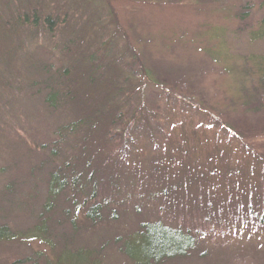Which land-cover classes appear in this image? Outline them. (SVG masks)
<instances>
[{"label":"rangeland","instance_id":"rangeland-1","mask_svg":"<svg viewBox=\"0 0 264 264\" xmlns=\"http://www.w3.org/2000/svg\"><path fill=\"white\" fill-rule=\"evenodd\" d=\"M64 91L131 127L83 130ZM71 157L90 162L95 198H51ZM263 211L264 0H0V264H147L120 246L158 221L196 235L161 264H264Z\"/></svg>","mask_w":264,"mask_h":264},{"label":"trees","instance_id":"trees-1","mask_svg":"<svg viewBox=\"0 0 264 264\" xmlns=\"http://www.w3.org/2000/svg\"><path fill=\"white\" fill-rule=\"evenodd\" d=\"M19 18V17H18ZM17 18V19H18ZM16 19V20H17ZM24 24L28 23V17L27 15H24L22 20ZM36 22V21H35ZM48 25L50 24V20L47 21ZM8 24V23H7ZM7 26V25H6ZM34 26V25H33ZM106 45H103L101 48L105 49ZM107 48V47H106ZM92 64V62L90 63ZM91 66V65H90ZM111 66V64H110ZM105 69V68H103ZM67 73V72H66ZM90 82H94L91 77L89 78ZM46 98L45 103L49 105V107L53 108L55 103L58 102V93L56 90H51ZM76 94H72L71 92H63V95L60 97V100L63 102L69 103L73 109H75L74 113H78L80 116L77 120L78 122L83 125V130L86 127H93L96 126V124H102L104 125L105 121H109L107 130L111 129V127L120 126V130L125 132L131 127V120L128 118H131V116H126V113L119 110V106L111 107L110 110H108V116H105L104 113L101 111L100 107H103L104 105L99 103L98 100H95V103H88L86 102L83 104V106L79 105V101L76 100L77 96ZM86 94L83 95V99L85 98ZM120 104V103H119ZM101 105V106H100ZM107 105V103H106ZM104 119L101 121V119ZM88 118L91 120L89 121ZM211 121L214 120L212 117H208ZM85 121H87L85 123ZM141 124L138 123L137 126ZM88 125V126H87ZM107 125V124H106ZM104 125L103 128L106 126ZM221 125V126H220ZM220 127H223L224 130L229 129L231 127L224 126L223 124H220ZM75 127V126H73ZM152 135V130H148ZM160 132V131H159ZM136 130H132V134H136ZM131 142V141H129ZM126 141V139H123V136H121L120 143L115 144L113 148L111 147V150H109V153H113L116 155L115 157L111 158V162H115L122 158H127L129 155V147ZM115 149V150H113ZM112 153V154H113ZM119 158V159H118ZM124 161V160H123ZM124 166L119 167L118 169L122 168ZM95 172L93 173L91 169L90 162L88 160L80 161L79 159H67L65 162L61 163L55 170L52 172L48 177V185L50 187L49 192L51 194V198L58 199L61 198L60 196H63L64 194L67 195V193L70 195L68 196V200H73L77 197H85L89 198H95V194L98 193L97 189L99 185H96V179H95ZM100 184V182H99ZM110 184H115L114 182H111ZM116 188L118 187L117 184L113 185ZM115 188V189H116ZM99 194V193H98ZM158 194V193H157ZM164 195V196H163ZM169 193L163 190L161 192V197L168 196ZM106 198L104 197L103 200L101 199L100 203H94L90 204L89 208L86 209L85 217L89 221H94L96 219H99L101 217L100 210H103L102 208L106 209ZM73 205L77 203H72ZM76 206V205H75ZM249 207H252L249 205ZM79 208V207H78ZM49 209V208H45ZM100 214V215H99ZM261 223L263 222L264 217V211L261 213ZM137 231V232H136ZM134 236L129 238L127 241H124L121 243V251L122 253L130 259H134L132 256V249L134 248L135 243H138V246L142 251L146 250L145 253V259L147 264H161L165 263L168 260H177L182 259L186 257L187 252L190 253V251H193L196 246V240L195 236L190 233V231H183L179 227H169L166 224H162L159 221L154 223H144L143 226H140L136 230ZM39 234L45 235L42 228L38 229ZM10 232L5 229L4 227H0V241L8 240V238L11 237L9 234ZM39 238V237H38ZM134 241L133 245L131 242ZM135 260V259H134ZM17 263H20L19 261ZM21 264V263H20ZM23 264H38L34 262H25Z\"/></svg>","mask_w":264,"mask_h":264}]
</instances>
